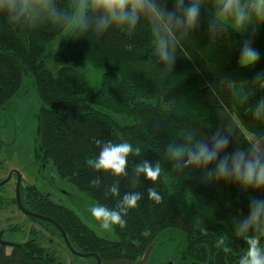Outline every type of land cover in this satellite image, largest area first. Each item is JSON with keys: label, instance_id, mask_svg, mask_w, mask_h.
Returning <instances> with one entry per match:
<instances>
[{"label": "trees", "instance_id": "1", "mask_svg": "<svg viewBox=\"0 0 264 264\" xmlns=\"http://www.w3.org/2000/svg\"><path fill=\"white\" fill-rule=\"evenodd\" d=\"M55 3L62 14L58 19L12 25L0 18V108L22 98L38 100V153L94 203L113 208L132 191L142 199L125 217L127 227L115 228L117 239L99 235L73 208L48 194L44 203L30 206L55 220L75 250L96 253L103 260L138 261L154 243L145 264L167 247L179 264H238L247 246L235 235L233 215L246 214L249 197L264 192H245L223 181L205 182L200 172L177 170L165 148L182 142L183 130L189 127L203 137L222 124L235 125L238 136L228 151L244 146L253 134L264 136V121L252 116L254 105L264 97V85L252 82L256 72L264 70V26L254 37L229 29L213 38L208 30L213 13L201 6L202 25L189 37L177 39L176 61L166 70L153 53L154 36L143 18L134 30L101 34L95 30L99 14L88 12L85 22L79 20L71 32L66 53L58 56L61 66L53 74L46 64L48 46L76 16L73 0ZM249 38L261 53L251 69L238 64L240 47ZM88 65L102 69L97 86L77 68ZM97 140L127 141L141 148L140 157H129L128 177L97 173L87 165V159L99 155ZM144 160L161 165L155 185L143 174L132 182L134 165ZM94 180L99 183L93 185ZM117 180L120 197L109 191ZM149 187L160 192L161 203L148 199ZM40 222L65 243L56 225ZM145 230L150 232L147 237L141 235ZM221 235L227 237L230 253L216 247ZM134 240L140 241L139 246ZM88 258L97 264L96 258ZM0 264L69 263L57 249L32 241L12 245L9 251L0 245Z\"/></svg>", "mask_w": 264, "mask_h": 264}, {"label": "clouds", "instance_id": "2", "mask_svg": "<svg viewBox=\"0 0 264 264\" xmlns=\"http://www.w3.org/2000/svg\"><path fill=\"white\" fill-rule=\"evenodd\" d=\"M206 0H73V9L81 23L85 22L88 12L99 14L95 30L106 33L112 29L134 30L141 18L150 25L154 36L153 53L165 69L173 68L176 61V41L190 36L202 25L201 6ZM213 8L212 20L208 30L213 38L225 34L229 29L239 34L254 37L264 26V0H210ZM171 5V7H169ZM62 14L55 0H0V18L6 23L19 25L25 22L35 23L43 19H58ZM261 53L253 46L251 38L245 39L240 47L238 64L242 68H254ZM252 82L264 85V70L256 72ZM229 86L232 82L229 81ZM212 85L209 84V88ZM252 116L264 121V97H261L252 109ZM238 136V129L230 123L222 124L210 135L201 137L194 128H186L182 133V142H171L165 148V156L177 170L192 169L202 173L205 182H228L247 192H264V136L247 137L244 146L237 145L228 151L230 144ZM99 155L87 159V165L97 173L103 172L114 177H128L130 156L140 157L141 148L133 147L127 141H96ZM162 173L160 163L144 160L135 164L132 170V182L139 180L141 174L153 185ZM99 180L92 181L93 185ZM114 197H120L117 183L110 189ZM148 199L157 204L163 200L156 187L147 189ZM142 196L137 191L128 192L118 200L115 207L96 203L89 209L92 218L105 232L116 227H127L129 210L139 206ZM235 235L241 238L246 248L239 256L238 264H264V196H251L247 213L239 217L233 215ZM207 234V229H202ZM141 235L147 237L145 230ZM227 237H217L216 247L225 253L232 249L227 246ZM139 246L140 241H132Z\"/></svg>", "mask_w": 264, "mask_h": 264}, {"label": "rangeland", "instance_id": "3", "mask_svg": "<svg viewBox=\"0 0 264 264\" xmlns=\"http://www.w3.org/2000/svg\"><path fill=\"white\" fill-rule=\"evenodd\" d=\"M202 6L213 13L210 0H206ZM78 22L79 17L76 14L71 24L48 46L46 64L53 74H56L61 66L58 56L60 53H66L70 34ZM77 68L85 73L94 86H97L102 75L101 68L93 65ZM38 108L39 102L33 97L30 99L22 98L11 103L9 107L0 108V158H7L5 163L7 168L10 165H16L25 170V174L31 183L37 184L41 190L51 194L57 202L73 208L99 235L117 239L118 234L115 230L103 231L99 228L98 222L92 218L89 209L96 203L88 199L75 183L63 177L52 161L46 162L45 167H40L41 169L38 170L39 164L36 162V148L39 146L36 120ZM0 213L2 219L11 216L9 217L11 221L23 225L21 230L13 233L12 230L8 231L9 234L12 233L8 237L15 243L26 241L30 235L29 229L34 228L31 230V234L33 233L38 237L41 244L57 249L63 261L69 264H93L88 257L72 254L59 235L51 233L34 221L32 222L31 219L29 220L25 215L18 212L16 208L12 213L8 210ZM7 250L9 251L10 247H7ZM174 255L172 248H164L161 252L153 255L152 262L149 264H163L174 258Z\"/></svg>", "mask_w": 264, "mask_h": 264}, {"label": "flooded vegetation", "instance_id": "4", "mask_svg": "<svg viewBox=\"0 0 264 264\" xmlns=\"http://www.w3.org/2000/svg\"><path fill=\"white\" fill-rule=\"evenodd\" d=\"M38 149L39 147L36 148V162L37 164H39L38 170H40L41 168H43V166L45 167V161L38 153ZM6 161L7 158H0V182L7 180L6 183L0 186V212L8 210L12 213L16 208L18 212L25 215L29 220L31 219L32 222L34 221L35 223H38L45 228L44 224L40 222L41 219L33 217L22 210L18 201V194L20 202L25 210L40 215L43 214L35 211V208L30 206V203H44V195L48 194L51 196V194L41 190L40 187L37 186V184L31 183V180L25 174V170H23L22 168L17 167L16 165H10L7 168L5 165ZM9 217L11 216H8L6 219H2V217L0 216V245H4L6 247H12V245H10L9 243H15L8 236H10L13 232L21 230L23 228V225L15 223L16 221H11ZM32 229L34 228L29 229L30 235L28 239L17 244H28L32 241H39L38 237H36L33 233L31 234ZM10 230H12L11 234H9L10 232L8 233V231ZM169 260H173L174 263L177 264L174 258Z\"/></svg>", "mask_w": 264, "mask_h": 264}, {"label": "water", "instance_id": "5", "mask_svg": "<svg viewBox=\"0 0 264 264\" xmlns=\"http://www.w3.org/2000/svg\"><path fill=\"white\" fill-rule=\"evenodd\" d=\"M7 180H4L2 182H0V186L3 185L4 183H6ZM18 201L20 204V207L22 208V210L26 213H28L29 215L39 218L41 220L44 221H48L53 223L54 225L57 226V228H59V230L61 231L62 235H63V239L66 243V246L68 247V249L70 250V252L72 254L78 255V256H83V257H94L97 260V264H145L150 256V254L152 253L153 249H154V243L150 244V246L148 247V249L146 250L144 256L142 259L138 260V261H132V260H127V259H117V260H103L98 254L96 253H83V252H79L77 250H75L73 248V246L71 245V242L67 236L66 231L52 218L47 217L45 215H40V214H36V213H32L29 212L27 210L24 209V207L22 206L21 202H20V198H19V194H18ZM10 245H22V244H17V243H9ZM26 244V243H25ZM163 264H175L173 260H169L167 262H164Z\"/></svg>", "mask_w": 264, "mask_h": 264}]
</instances>
